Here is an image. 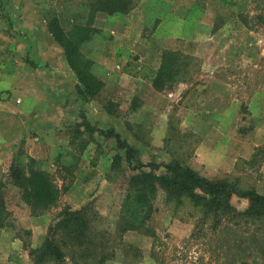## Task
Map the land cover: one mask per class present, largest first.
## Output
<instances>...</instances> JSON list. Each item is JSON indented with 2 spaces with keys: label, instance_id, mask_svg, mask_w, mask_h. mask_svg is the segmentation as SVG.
<instances>
[{
  "label": "rangeland",
  "instance_id": "obj_1",
  "mask_svg": "<svg viewBox=\"0 0 264 264\" xmlns=\"http://www.w3.org/2000/svg\"><path fill=\"white\" fill-rule=\"evenodd\" d=\"M128 4L125 13L89 18L84 0H0V78L16 62L33 66L31 51L45 40L32 36L47 33L46 18L55 16L64 30L87 25L91 31L80 47L81 59L105 83L90 112L107 127L103 130H115L137 152L131 165L146 171L149 163L176 161L206 179L234 181L238 190L264 195V0ZM166 51L185 65L167 88L154 91L150 79ZM9 84L0 81V102L25 106L28 96L20 97ZM104 112L112 119H104ZM66 133L69 145L60 153L30 157L15 147L8 161L1 159L0 198L9 226L0 232V264H38L29 251L42 244L61 210L85 205L93 213L92 244L81 252L58 242L64 264H96L101 254L102 264H264V226L220 224L210 231L197 209L185 200L164 202L160 191L145 231L118 236V209L132 173L123 151L110 137L73 126ZM87 147L97 155L83 152ZM115 155L122 161L110 171ZM26 157L50 174L57 191L53 207L37 216L29 214L6 177L8 164H24ZM229 203L238 211L245 208L236 196Z\"/></svg>",
  "mask_w": 264,
  "mask_h": 264
},
{
  "label": "trees",
  "instance_id": "obj_2",
  "mask_svg": "<svg viewBox=\"0 0 264 264\" xmlns=\"http://www.w3.org/2000/svg\"><path fill=\"white\" fill-rule=\"evenodd\" d=\"M84 1L87 2L86 13L90 18L95 13H125L130 0ZM45 25L47 33L60 48L63 59L74 76L76 96L84 103L96 99L103 88V82L89 71L90 64L81 59L80 53V47L89 39L91 30L87 25H75L64 30L55 16L46 18ZM184 65L182 60L178 61L174 52L161 53L158 67L150 79L151 88L154 91L167 88ZM78 119L79 122L73 126L74 130L81 129L89 135L96 133L103 139L112 138L116 149L123 151L125 166L132 172L127 177L118 209L115 223L118 236L126 232L145 231L157 191L163 194L164 202L173 201L178 204L185 200L197 209L202 220H208L210 231L217 229L220 224L236 227L240 224L258 223L264 226V195L252 190H238L234 181L206 179L176 161L149 163L144 166L148 170L144 171L139 164L131 165L130 160L137 152L112 130L90 127L82 114ZM121 161L119 156H113L109 170L118 169ZM6 177L10 186L17 190L20 201L28 208L30 215H40L55 204L57 191L52 178L34 159L26 157L24 164L12 160L8 164ZM231 196L245 200V208L242 211L231 206ZM92 215L88 205L77 210L63 208L55 223L48 229L42 244L37 249L30 250L29 255L38 264H64L60 247L62 244H58L60 241L72 243L77 250L87 252L92 244L88 236ZM8 216L4 201L0 198V232L9 226ZM104 260L105 257L101 254L96 264H102Z\"/></svg>",
  "mask_w": 264,
  "mask_h": 264
},
{
  "label": "crops",
  "instance_id": "obj_3",
  "mask_svg": "<svg viewBox=\"0 0 264 264\" xmlns=\"http://www.w3.org/2000/svg\"><path fill=\"white\" fill-rule=\"evenodd\" d=\"M45 33L42 31L32 36L33 41H40L39 37L45 40L44 45H31L34 46L30 56L33 66L24 67L25 63L16 62L14 69L0 78V81H10L8 88L16 90L20 97L28 96L25 106H13L11 99L0 102V161H8L15 147L23 149L30 157L47 158L50 154L60 153L69 145L66 129L78 122L79 110L90 127L107 128L101 127L90 112L94 100L81 102L73 92L74 76L62 52ZM30 76L36 79H28ZM104 87L103 82L101 90ZM25 100L22 98V102ZM98 112L101 115V109ZM104 115V119H112L105 112ZM114 133L118 135L115 130ZM32 135L35 136L34 142L29 139ZM88 151L90 155H97L92 148L83 150Z\"/></svg>",
  "mask_w": 264,
  "mask_h": 264
}]
</instances>
